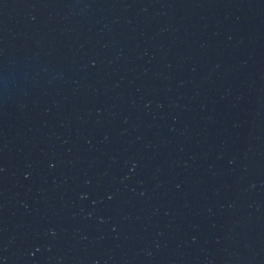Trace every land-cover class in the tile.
I'll return each mask as SVG.
<instances>
[{
	"label": "water",
	"instance_id": "obj_1",
	"mask_svg": "<svg viewBox=\"0 0 264 264\" xmlns=\"http://www.w3.org/2000/svg\"><path fill=\"white\" fill-rule=\"evenodd\" d=\"M0 264H264V0H0Z\"/></svg>",
	"mask_w": 264,
	"mask_h": 264
}]
</instances>
